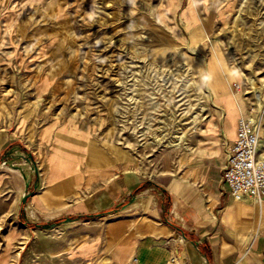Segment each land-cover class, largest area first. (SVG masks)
I'll return each instance as SVG.
<instances>
[{"label": "rangeland", "instance_id": "1", "mask_svg": "<svg viewBox=\"0 0 264 264\" xmlns=\"http://www.w3.org/2000/svg\"><path fill=\"white\" fill-rule=\"evenodd\" d=\"M203 104L200 132L184 137L193 150L168 146L179 120ZM252 115L264 160V0H0V132L16 143L0 154V248L15 238L18 253L8 264H116L111 243L134 225L117 223L113 236L111 222L145 218L156 204L148 191L142 212L124 206L62 227L53 224L61 214L29 221L46 167L85 175L46 199L47 208L117 172L160 187L187 164L224 156L229 126ZM13 164L25 168V187ZM95 233L108 246L85 257L80 245Z\"/></svg>", "mask_w": 264, "mask_h": 264}, {"label": "crops", "instance_id": "2", "mask_svg": "<svg viewBox=\"0 0 264 264\" xmlns=\"http://www.w3.org/2000/svg\"><path fill=\"white\" fill-rule=\"evenodd\" d=\"M236 127L229 126L226 132L224 156L201 158L187 164V169L179 176L160 187L134 172H117L109 178H90V186L81 198L47 208L46 199L64 196L62 192L69 186L68 181L77 182L85 175L82 170L79 174L64 167L56 171L46 167L38 183L42 191L32 194L27 203L29 221L38 218L37 213L70 217V221L57 226L62 227L89 214L104 217L124 206L123 212L139 209L142 212L146 200L141 194L150 191L156 202L151 207V215L111 222L109 230L113 236L118 235L123 225L117 226V223L133 221L134 225L124 239L111 243V259L116 264H130L132 260L135 264H167L175 253L185 255L190 264H264V199L235 200L221 176L228 145L237 136ZM12 139L0 132V154ZM15 144V141L10 142L11 147ZM5 169L0 166V184ZM18 187L15 196L19 200L24 195L25 185L21 192ZM99 237L100 233H95L89 241H84L80 253L91 258L105 250L108 244ZM14 240L5 241L0 248V264H8L10 259L18 257L12 249Z\"/></svg>", "mask_w": 264, "mask_h": 264}, {"label": "built area", "instance_id": "3", "mask_svg": "<svg viewBox=\"0 0 264 264\" xmlns=\"http://www.w3.org/2000/svg\"><path fill=\"white\" fill-rule=\"evenodd\" d=\"M236 138L228 145L222 180L227 184L235 200L249 198L264 199V160L259 158V135L256 119L239 118ZM171 259H178L183 264H190L181 254H172ZM135 261V260H133Z\"/></svg>", "mask_w": 264, "mask_h": 264}, {"label": "bare ground", "instance_id": "4", "mask_svg": "<svg viewBox=\"0 0 264 264\" xmlns=\"http://www.w3.org/2000/svg\"><path fill=\"white\" fill-rule=\"evenodd\" d=\"M208 113H209V108L208 107H205V105L203 104V107L201 108V110L199 112H197L194 115V118H191L190 119V117L183 116L179 120L178 124L176 125V128L173 131V134L175 133V135L172 136L168 140V143H167L168 146L170 145V146H173L174 147V146H177V145H180V146L182 145L184 147L183 150H185L186 152H188V151L191 152L194 147L192 146V143L185 142L186 139H187V138H184L185 137V133L187 132V134H188V132H189L191 135L190 134H188V135H190V136H194L195 133L196 134L199 133L200 132V129H198V128H200V127H195V125L197 124V122L199 123L200 121H202L203 118ZM247 118L253 119V115L252 116H249V117L247 116ZM203 126H204V124H203ZM236 129H237V127H236ZM258 135H259V129H258ZM136 140H137V142H140L142 139H137L136 138ZM146 141L147 140H145V141L143 140L140 145L146 146V144H147ZM259 141H260V136H259ZM258 146H259V144H258ZM15 163H16V161H15ZM10 168H11L12 172L14 173V179L17 182L20 181L22 184L25 185L27 183V181L29 180L28 179V174L24 171L25 168L20 167V166H15V165L12 166V167H10ZM67 221H70V220H65L63 222H67ZM167 264H183V263H181V261L179 260V258L178 259L176 258V259L172 260L171 257H170V259H169V261H168Z\"/></svg>", "mask_w": 264, "mask_h": 264}, {"label": "water", "instance_id": "5", "mask_svg": "<svg viewBox=\"0 0 264 264\" xmlns=\"http://www.w3.org/2000/svg\"><path fill=\"white\" fill-rule=\"evenodd\" d=\"M26 196H27V194H24V196H23V198H22V199H23V202L26 201V198H27ZM89 216H97V214H89V215H85L84 217H89ZM65 220H71V219H70V217H65V218H63V219H59L58 221H57V220L54 221L53 224L62 223V222L65 221ZM35 225H37V226H41L42 224L39 223V224H35Z\"/></svg>", "mask_w": 264, "mask_h": 264}, {"label": "trees", "instance_id": "6", "mask_svg": "<svg viewBox=\"0 0 264 264\" xmlns=\"http://www.w3.org/2000/svg\"><path fill=\"white\" fill-rule=\"evenodd\" d=\"M58 221V220H57Z\"/></svg>", "mask_w": 264, "mask_h": 264}]
</instances>
